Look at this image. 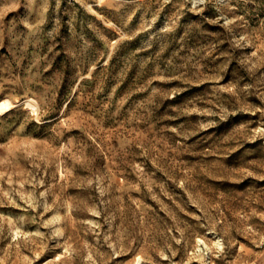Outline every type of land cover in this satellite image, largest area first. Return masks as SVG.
Returning a JSON list of instances; mask_svg holds the SVG:
<instances>
[{"label":"rangeland","instance_id":"rangeland-1","mask_svg":"<svg viewBox=\"0 0 264 264\" xmlns=\"http://www.w3.org/2000/svg\"><path fill=\"white\" fill-rule=\"evenodd\" d=\"M0 264H264V0H0Z\"/></svg>","mask_w":264,"mask_h":264},{"label":"bare ground","instance_id":"bare-ground-1","mask_svg":"<svg viewBox=\"0 0 264 264\" xmlns=\"http://www.w3.org/2000/svg\"><path fill=\"white\" fill-rule=\"evenodd\" d=\"M7 106H8V103L5 102V101H2L1 104H0V108H1V109L6 108ZM136 264H142V263H141L140 260L138 259L137 262H136Z\"/></svg>","mask_w":264,"mask_h":264}]
</instances>
